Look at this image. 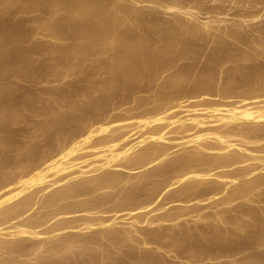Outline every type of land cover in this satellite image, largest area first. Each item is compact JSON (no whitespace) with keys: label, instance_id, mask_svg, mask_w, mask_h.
<instances>
[{"label":"rangeland","instance_id":"1","mask_svg":"<svg viewBox=\"0 0 264 264\" xmlns=\"http://www.w3.org/2000/svg\"><path fill=\"white\" fill-rule=\"evenodd\" d=\"M9 1H11V0H0V9L3 8L0 10V40H2V41H0V45L4 48L3 49L2 47H0V50H1L0 51L1 52V56H0L1 57L0 58V88L2 89V90L0 89V101H1L0 102V118L6 119V120L3 119L4 122L0 124L1 125L0 126L1 127L0 128V164H1V166H6L7 169L21 167V166H19L20 164H24V166H25V164L26 165L31 164L34 160H36L34 158L37 157V154L40 153L42 150L44 151L43 153H45V149L47 150V148H48L47 151H50V153H51V151L55 152L57 150L64 149V148L68 147L67 146L68 143L71 145V142L73 143L74 141L76 142L78 139H81V137H82L81 132L83 133L85 131L87 126H89L88 125L89 123L91 124L94 122L93 119L97 120V121H95V123H93V124H95V127H98L102 124L109 125L110 128H108V131H107L108 134H113L112 132H114L115 134H116V132L120 134L124 131H128L129 129H131V131H132V129L135 128L132 131V132L135 131V133H136L134 136H132V134L130 132V137L132 136L131 138H135L136 135L139 134V130H137V129H140L139 126L137 127L138 121H140V120L142 121L143 117H146V115H149V112L152 113V111H154L153 112L154 114L156 111L155 115L160 114V113H157V110H156L159 108V107L157 108V106L160 104V103L158 104V98H160V97L161 98L164 97L162 100L165 101V103L163 102L164 105L161 104L160 107L162 105H163L162 107H165V105L167 106L164 108L165 110L167 109V111L162 109L161 113L164 111L165 113L167 112L166 114L168 116L170 115L172 117L185 118V117H187V115H189V114L191 115L195 112L196 114L200 115V113H201V114H203V116H207L206 118H208V120L212 121L213 117H210V113H208V112H212L213 106L216 107L215 105H217L219 111L221 110L220 111L221 113L220 112H217V113L222 114V111L224 113L227 109L233 108V106L238 107L239 104L237 103L235 105L234 102H240V101L245 100V98L247 97L246 96L247 92L249 94L248 97H250V98H252L250 96V94L253 97H256L255 95H257L258 92H259V94H260V91L264 92V90L259 91L258 89H257L258 92H256V89L254 91V89L251 88V86L254 87L252 79H251L252 83H250V78L248 76L243 77L242 71L241 72L237 71L234 74L235 76L233 75V77L231 79H227L230 77L227 74H228V69L234 63L232 61L233 59H231V57L228 58V55L226 56L227 58L225 57V55H222L221 57H217L216 59L214 57V55L216 53L214 51L216 50L215 48H217V42H215V41H218V40L221 41L222 40V42H223V40H224L227 45L224 42L223 43L226 46H228V44H229V46L237 44L238 52H241V54H245L248 56L247 60L244 62V65H246L245 67L251 68V66H252V69H257V70L261 67L260 70H264V65H262V64H264V40H261V39H264V34H262V33L260 34L261 31L255 32L256 29L254 28L256 26H260L258 28H260L261 30L264 29V3L258 4L257 7H253L252 10L250 11V9L249 10L244 9V7H243V9H242V7H240V9L237 8L239 5V3L236 2L237 0H216V1L215 0H175V1L174 0H95V1L94 0H92V1H90V0H12L13 2H9ZM11 3H13V4H11ZM81 4H83V5H81ZM85 4H87V5H85ZM172 4L174 6H172ZM2 5H3V7H1ZM6 5L8 8H6ZM84 5L86 6L87 9H85ZM88 5H90V6H88ZM100 5H101V7H100ZM131 6H132V8H131ZM168 6H171L174 8H171ZM88 7H90V8H88ZM82 8H84V9H82ZM105 9H107V10H105ZM137 9H140L141 12H142V10H144L143 15H142V13H143L142 12L141 15L137 16V19H140L139 21H141L142 19L150 20V21H152V20L155 21L156 19L165 20L167 16L169 17V15H173L174 17L176 16V18L180 19L182 24L184 23L183 26L186 28L198 27L200 34H202L201 35L202 38L197 39L196 43H194L195 42L194 41L193 42L194 44L190 45L191 48L188 46H186L187 48L184 46H181L179 48L178 47L172 48L175 51H173L172 53H171V51L169 52V55L171 53V55H170L171 57L168 56V57L162 58L158 53H157L158 56L155 54L154 58L157 57V59H155V63L153 64V66H151V68L149 70L150 73L149 74L144 73V75L141 76V78L138 79L137 82H134L132 85L131 84L129 85L127 83H126V85H123L125 83L124 82L125 80L123 78H121L122 73H117V76H115V78H117V80L114 78L116 80V82L114 81V83L118 84V85H114V88L115 89L117 88L116 89L117 91L115 89H113V91L111 92L112 94L110 93L111 94V97H110L109 93L106 92L104 94V91L103 90H102L103 92L101 91L102 86H103L102 82H104L103 80H104V75H105L104 73H101L105 67L104 66L102 69L101 65L103 66V64L101 61H104V63H105V61H108L106 56L110 55L108 53H110L111 48L109 51L106 52V56L104 54L103 58L101 56L99 57L98 51L96 50L97 46H95L97 44V42L95 43V45L93 47V45H91L89 43V42H92L89 39L91 37L92 39L94 38L99 42H100V39H103L104 40L103 44H106V46L104 45L103 47H105L106 49L107 48L109 49V47H107L108 46L107 42H105V40H107V38H97L98 35L96 34V31L99 32V29L101 30L102 26L105 24V22H107L104 20L108 19L111 12H112L111 14H115V13L118 14L117 17L120 16V17H118L120 24L117 26V28L118 27L119 28L118 29L116 28L118 33L124 32L125 30H128L125 32L129 33V29H130L129 34H131L132 37H141V39H143L142 35L144 37L145 36L147 37V33H148V36H151L149 34L153 33V32H147V30H142L143 29V28H141L142 26H138L140 24H135L134 22H133L134 24L132 25L133 27L131 26V27H129V29L128 28L125 29V27H123L124 23L128 22L130 19L133 18L132 16ZM256 9H257V11H255ZM2 10H4V11H2ZM74 11H76V12H74ZM249 11H250V13H249ZM73 13H74V15H73ZM97 15H98V17H97ZM95 16H96V18H95ZM66 17H68V18L70 17V18L68 19ZM134 17H136V16L134 15ZM145 18H147V19H145ZM243 18H245V19L243 20ZM81 19H82V22H81ZM122 21H123V23H122ZM206 21H209L208 27L202 28V23L206 22ZM75 22L79 25H77ZM85 22L87 25L85 24ZM90 22H92V24H94L95 26L93 25V27H92L91 26L92 24ZM136 23H138V21ZM239 23L241 25L244 23L245 24L242 25L241 27H238L240 25ZM246 23H247V25H246ZM2 24H4V25H2ZM70 24H71V26H70ZM74 24H76V25H74ZM81 24L82 25L84 24L86 26H83V29H82ZM192 24H193V26H192ZM14 26H16V27H14ZM54 26H56V27H54ZM79 26H81V29L83 30L82 32L84 34H83V36H80L77 39L73 35H71L72 34L71 32H73L75 30H79V28H80ZM87 26L89 28H87ZM62 27H63V29H62ZM65 27L66 28L68 27L67 30ZM232 27H233V29H230ZM85 28H86V30L88 29V31H90V33H88V31L86 33ZM200 28H201V30H200ZM230 30H232V31H230ZM23 31H24V34H23ZM62 31H63V33H62ZM66 31H68L69 33ZM119 31H121V32H119ZM253 32L256 34H254ZM262 32H264V30H262ZM2 34H4V35H2ZM17 34H18V37H17ZM204 35H205V37H204ZM154 36L155 35H153V37ZM3 37H4V39H3ZM81 37H82V39H81ZM12 39H14V40H12ZM71 39H72V41H71ZM134 39H138V38H134ZM153 39H151V38L147 39L146 38V41L144 40L146 43L148 42L147 43L148 45L145 47L146 52L149 53L151 50L154 51L153 48H155L156 49L155 51H157V52L160 51L161 53H166L167 52L166 48H164L162 46L157 45L158 46V50H157V46L155 45V43L157 42L156 44H158L160 42V40H158V39H160V38H158V39L155 38L154 40ZM148 40L152 41L153 43L149 42ZM243 40H244V42H245V40L247 42L244 43ZM249 41L250 42L252 41L250 45L248 44V43H250ZM197 42L200 44H198ZM150 43L154 44L156 47ZM80 44L83 47L80 46L81 49H77L79 47H76V46H79ZM83 44L85 45V47ZM159 45H161V44L159 43ZM17 46L19 47V49ZM99 46H100V44H99ZM159 47H161L162 50H161V48L159 49ZM235 47H236V45H235ZM176 49H177V51L180 49L179 51H181L182 54L180 52L178 53L176 51ZM113 51L114 50H111V54L113 53ZM84 53H86V54H84ZM89 53H90V56H89ZM94 55H96V56H94ZM63 56H65V57H63ZM81 57H83V58H81ZM208 58H210V59H208ZM224 58H226V59H224ZM249 58H251V59L249 60ZM215 60H216V62H215ZM226 60H227V62H226ZM208 61H209V63H207ZM220 61L223 64L221 63L220 65H218L220 63ZM229 61H232V62H229ZM100 62H101V64H100ZM212 62H214V64ZM255 62L257 63L258 68H257ZM216 63H218V64H216ZM98 64H100V65H98ZM211 64H212V66H210ZM248 66H250V67H248ZM205 67H206V69H205ZM212 67H214V68H212ZM218 68L220 70L221 69L222 70L220 71ZM92 69L95 72H92L91 71ZM205 70H207V71H205ZM208 71H210V72H208ZM218 73H220V75ZM101 74H103V75H101ZM211 75H212V77L213 76L215 77V80H214V77L213 78L211 77ZM225 75L227 78L225 77ZM118 76H119V78H118ZM201 76H203V77H201ZM145 77H147V78H145ZM208 78L210 79V81ZM211 78H212V80H214L213 82H212ZM225 78L227 80H225ZM240 78H242V79H240ZM121 79H123V82ZM174 80L175 81L178 80V81H180V83L181 82L182 83L181 84L176 83L173 86L174 83L172 84V82H175ZM231 80H232V82H231ZM199 81H200V83H199ZM225 81H227V82H225ZM207 82H209V83H207ZM222 82H223V85H222ZM228 82L231 84H229ZM135 84H137L139 86L137 87V85H135ZM126 86H129V87H126ZM119 87L120 88L122 87L124 92H123L122 88L120 89ZM229 88H230V90H229ZM250 88H251V91H249ZM262 88H264V87H261L260 89H262ZM232 89H233V91H232ZM96 90H98V92ZM176 90H178V91H176ZM227 91L228 92L230 91L231 94L235 91L236 93H238L237 95L239 97L237 95H235L236 94L235 92L232 94V97H229V96H231V94L230 93L228 94ZM252 91H254V92L250 93ZM170 92L171 93H173V92L177 93L178 97L176 96V98H173L172 100H169V102H168V100L166 101L164 99H168V95ZM223 92H224V94H223ZM245 93H246V95H245ZM254 93H256V94H254ZM239 94L241 96L243 94L246 97L242 96L244 98V99H242V97ZM259 94L257 95L258 99L255 98V101H257V102L252 100L253 99L252 98L251 99L252 101L249 100L250 102H248V106L246 105L247 104L246 102L248 100L246 102L243 101L244 103L240 102L239 106L245 105L249 109L250 108L255 109V107H257V106L264 105V102H261V101H264V99H262V98H264V93H261L260 95ZM96 95H98V96H96ZM101 95H104L105 97H103ZM233 95H234V97H233ZM165 96H166V98H165ZM248 97H247V99H249ZM239 98H241L242 100H240ZM174 102H175V104H174ZM259 102H260V104H259ZM53 103H54V105H53ZM170 103H171V105H170ZM229 104H234V105L229 106ZM254 104L257 106H255ZM6 106H7V108H6ZM93 106L95 108H93ZM103 108H104V110H103ZM168 108L170 109V111L168 110ZM224 109H225V111H224ZM207 110H209V111H207ZM145 111H147L148 114H146ZM164 112H163V114H164ZM138 113H140L141 115L138 116L137 115ZM206 113L208 115H206ZM213 113L214 112H212L211 115ZM217 113H214V114H217ZM20 115H21V117H20ZM153 115H151V116H153ZM59 116H60V118H59L60 120L58 119ZM140 116H143V117H142V119L140 118L138 120V118ZM22 118H24V119H22ZM206 118H203V121L204 120L208 121ZM82 121H83V123H82ZM136 121H137V124H136ZM79 122H81V123L79 124ZM78 124L80 125L79 127H83L82 128L83 131L79 130L81 128L78 127ZM84 124H86V125H84ZM120 124L122 126H125V127L127 126L129 129L128 128H127L128 130L126 128L123 129L124 127H122ZM206 124L202 125L203 127L201 126L200 128H204V127L206 128L208 126L215 127V126L220 125L218 123H215V124L213 123V125H212L211 122H208ZM248 124H250V123H248ZM251 124L248 127H250V126L254 127V125H251ZM82 125H84V126H82ZM262 125H264V124H262ZM85 126H86V128H85ZM175 126H177L179 128V125H174L173 128ZM184 126H186V125L184 124ZM184 126L182 128L180 126L179 129H177L176 127L174 129L172 128L174 132H171V134L169 133L170 135L167 134L166 136L167 137L169 136L171 138H174V137L178 138V135H181L183 133L192 134L195 130H197L199 128V127H197V128H194V130H193L191 127L192 125L188 124L186 127H184ZM257 126H260V125H257ZM262 127H264V126H262ZM68 128H69V130H68ZM209 128H211V127H209ZM255 128H256V126H255ZM258 128L260 129L261 127H258ZM181 129H182V131H181ZM6 130H7V132H6ZM57 130H58V132H57ZM59 130H60V132H59ZM136 130H137V132H136ZM175 130H178V131L175 132ZM78 132H80V133H78ZM107 132H106V135H108ZM178 132H179V134H178ZM76 133H78V135ZM67 134H69V135H67ZM223 135H225V134L223 133ZM70 136L72 139L69 138ZM75 136H77V137L79 136L80 138L77 139V137H76V139H77L76 140ZM233 137H234L233 139H232V137L231 138L229 137L230 139H232L231 141H234L236 139L235 141L237 143L240 142V141H238V140H240V137H238V136H233ZM214 138H215V136H210V138H207V140H206V141H208V143L206 141H205V143L206 144H212L211 142H213L214 140L215 141L213 143H215L216 139H214ZM69 139H71V140H69ZM209 139H210V142H209ZM254 140L255 139H247V141H254ZM65 141H67L66 144H65ZM68 141H71V142H68ZM174 141H175V143H174ZM179 141L181 142L180 139H178V141H177V139L173 140V141H171V143H169L167 141H163V143L165 142L167 147H168V153L170 154V156H168L166 159L170 158V159H168L169 162H171L170 161L171 159H172V161H174L175 158L177 160L179 153L181 156V157L180 156L179 157L180 158L183 157L182 154H183L185 148H184V145L179 144ZM243 141L246 142V140H243ZM241 142H242V140H241ZM262 142H264V141H260L259 142L260 144L256 143V146L258 144L257 148L259 147L260 149L261 148L264 149V143H262ZM246 143L242 142L240 144L243 145L242 147H244V145H246L245 147L247 149H245V150L246 151L249 150V152H246L245 150H244L245 152H243V150H241L242 148L240 147L239 149L242 152L239 151L241 153V154H239L237 152L239 150V149H237L238 147H233L234 149H232V152H229V153L231 154V153L237 152L236 154H239L241 156H244V154H245L246 156H244L243 158L245 159V157H248V159L246 158L247 160H249V158H252L254 155H258V157H260V155H261L260 158L264 157V156H262V155H264V153H262L259 149L256 150V148H255L256 146L255 147L253 146L255 144V142H254V144H253V142H249L252 144V148H251V145L249 143H247V144ZM240 144L238 146H241ZM30 145L34 146V148L32 146L30 147ZM57 145H59L60 147H58ZM179 145H181V147ZM249 145H250V147H249ZM186 146L187 145H185V147ZM247 146L249 148H251V151ZM20 147H22V148H20ZM42 147H44V148L42 149ZM253 147H254V149H253ZM190 148L187 147L186 149H189V151L191 150L190 152L192 154H194L195 152L197 153V151L199 153L204 152V151L208 152V150H205V149L203 150V148L201 149V147L200 148H193L192 147L193 149H190ZM170 149H171V151H170ZM198 149H201L202 151H200ZM195 150H197V151H195ZM234 150H236V151H234ZM84 151H86V150H84ZM84 151L80 150L79 151L80 153H78V155L79 154L81 155V153H83ZM255 151L257 153H254ZM190 152H188V150H186L187 154H185L184 157L186 158V156H188V158H189L191 156ZM213 152L214 151H212L210 153H213ZM15 153H17V154H15ZM47 153H49V152H47ZM242 153H244V154H242ZM35 155H36V157H35ZM173 156H174V158H172ZM179 157H178V159H180ZM136 158L139 159L137 156H136ZM136 158H135V160L137 161ZM247 160H245L246 164L244 163V165H243V163H241V165L238 164L236 166V167H247L249 165L251 167V165H252V167H253V164H254V168H256L255 169L256 172H253L252 174L248 175V178H246V180L249 179L251 176L253 177L254 173H255L254 176L256 174L259 175V174L264 173V171H262L264 169L261 168V167H264V162L260 163L259 162L260 160L254 161L251 159H250L251 161L249 160V162H248ZM19 161H20V164L18 163ZM136 161H135V163H136ZM142 162H144V161H142ZM156 162H157V160L156 161L154 160V162L152 161V163H148L147 165H145L143 167H140L141 163L137 164L134 167H138V165H139V168L134 169L133 171L127 170L128 171V173H127L128 177L132 174H136V173L142 174L145 171H148V170L151 171V170H153V169H151L152 167L157 168L158 164ZM166 162H168V161H166ZM251 162L253 164H251ZM261 164H262V166L259 167V165H261ZM162 165H164V164H162ZM159 167H160V164H159ZM3 168H5V167H3ZM260 168H261V170H260ZM120 169H121L120 171H123L122 168H120ZM154 170H156V169H154ZM221 170L223 171L222 173L219 172ZM221 170L218 169L217 171H214L213 173H217L216 177L218 176V174H220L219 177H217V178L218 179L223 178L222 181L224 180L227 182V179H226L227 176L228 175L230 176V174L233 172L232 167H230V169L229 168L227 169L228 171H231V173L228 171H224V169H221ZM11 171H12V169H10L9 172H11ZM15 171H16V169H15ZM127 171L124 169L123 172L125 173ZM158 171H161V167H160V169H158ZM260 171H262V173ZM23 172H24V170H23ZM158 175H159V173H158ZM158 175L156 176L157 177L156 179H157V181L160 180L159 182H161L163 180H164L163 182H165L166 180L168 182L171 181L170 180L171 177L169 179L166 178V180L164 179V176L161 177L162 175H167L163 172L160 173L161 176L160 175L158 176ZM194 175L193 174L189 175L190 176L189 179L190 180L196 179ZM221 175H222V177H221ZM165 177H168V176H165ZM191 177H194V178H191ZM208 177L210 180L208 179ZM216 177H215V175H213L212 177L207 176V177H205V179L202 180V182H203L202 184H208V183L213 184V180L216 181ZM224 177H225V179H224ZM245 177H247V176H245ZM245 177H243V178L241 177V178H239V180L242 179V181H245ZM175 179L177 180L178 177H175ZM218 179H217L216 183L214 182V184H217V185L220 184L219 187L222 185L221 183L225 184L224 182L221 181V179L220 180H218ZM228 179H229V177H228ZM150 180L151 181L148 183L149 185L151 182H153V180H155V177L151 178ZM172 180H174V178H172ZM176 180H175V182H176ZM239 180H237V181H239ZM184 181H186V179L180 181L181 183L174 184L173 186H170V187L167 186L166 192L168 195L166 194V192H164L165 188L163 189V191L161 192V196L167 195V196L163 197V198H165V201L160 202L161 200H163L162 197L160 196L159 201L158 200H157L158 202L156 201L157 204H155V203L151 204L152 206L153 205H155V206L152 207L149 205L148 207H146L147 210L149 209L151 211L152 208H155L159 204L158 207H160V206L161 207L164 206V208L166 207L165 209L162 210V212H161V210H159V208H157L158 210L156 209L157 211L155 210L154 214H153L154 211L151 212L153 215L152 214L149 215V213H150V211H149V212H147L148 215L145 216V214H147V213H144V212H146L145 208L138 211V213L140 211H142L139 213L140 219H142L144 216L146 219L147 218H153V219L155 218L154 223L150 222L151 223L150 224L148 222V224H145L144 219H142L143 221L138 219L136 221V223L134 221L135 225H133L134 223H132V222L134 219L131 220L130 216L127 215V216H129V220H127L128 217L126 215H124L125 213L119 212V215L118 214L117 215L118 216H121V214L124 215L125 216L124 218H126V220L123 217H121L123 220L121 218L119 220V218H118L117 220H119L120 222H117V223H120V224L119 225L117 224V228H115L116 224L111 226V227H114L116 230L119 229V227L123 228L125 230V232L121 228H120V230H118V232L121 231L119 234H122V235H123V233L125 234L126 231L131 230V228H133V226H134L136 231H134L133 230L134 228H133L131 231L130 237L128 239L124 238L121 241L116 242L117 244H115V242H110L106 239H100V238H99L100 242L103 241L102 244L99 242V240L97 242H95V241L93 242V240L91 241V239H87V240L81 239V241L76 240V242H74V241L70 242L68 240V238L71 235H73L74 232H76V235H78V236L81 235L82 237L87 238L86 235L88 236L91 232L90 236H92V233L94 231V232H96V234L93 233V236L95 235L98 237L99 232L97 229L100 230V228H102V227L101 226L99 227L97 225L93 226L92 229H86V231H85V229L79 231L78 228L68 229V231L66 230L64 233H61V234L56 233L57 236H54L55 235L54 232L53 233H43V234L40 233L37 236H32V235H21V236L15 235L14 236V234H6V235L2 236L5 240H7V241H11V240L13 241L14 240L13 242H18L20 244H23V247L21 249L15 248V247L5 248V250L1 249L0 250V253H1L0 256L2 255V257H0V258L4 261H8L11 263L17 262V264L18 263H20V264H25V263L26 264H28V263L29 264H36V263H38L39 264V262L42 261L43 260L42 258H44V257H45L44 260L45 259L46 260L44 262H40V264H45V263L50 264L51 262H52L51 264H56L57 262H58V264H64L65 261H67V264L69 262H71V264L72 263L73 264H77V263L78 264H89V263L90 264H92V263L93 264H99V263L100 264H264V226H261V224L264 223V213H262V212H264V210H262V209H264V202H262V201H264V200H262V197H264V196H262V197L259 196V198L260 197L261 198L258 199V197L256 196L257 194L255 193L256 191H258V192L260 191V195H261V193L264 192V187H262V186H260L261 188L255 187L258 190H252L251 192L249 191L248 192L249 194L252 192L253 193L250 194V196L248 198L247 193L243 195V194L238 193L236 191L239 188V185H240L239 182H234L236 185L230 182L231 185L229 183H227L230 186H228V187L226 186L227 189L229 188L227 191H229L230 194L229 193L228 194H229V196L230 195L234 196L233 194L235 193V196H234L235 200L233 201V199H231L233 201L232 202L230 200L232 202L231 204L230 203H228L229 205L225 204L226 206L224 205V203L222 206H221V204H217V202H219V200H221L222 198L224 199L225 196H227L225 193L226 190H225V185H224V187H220V188H222L221 190H223V189L225 190V191L223 190L224 194L223 193H222V195L220 194L222 196V197H220L221 199L218 198L220 195H217V194L213 195V196H210V195L207 196V197H209V199H206L207 197L205 198V196H204V198L203 197L202 198H194L196 200L192 199V202L190 200V202L192 204L190 202H188V203H190L189 204L190 206L187 203L186 204L187 207L185 206L186 208L184 209L183 205H185V204H183V201H180L182 204V205H180L179 202H173L176 200L173 199V201H172V199H171L172 196L170 197V195H169V194H171L170 191L172 189L174 191H177L178 189H180L181 185L183 184L182 182H184ZM205 181H206V183H205ZM209 181H211V182H209ZM229 181L230 180H228V182ZM242 181L240 180L241 183H242ZM128 182L131 183V179ZM128 182L127 183L124 182L126 187H130V186L134 185V184L131 185L130 183L128 184ZM171 183H173V182H171ZM148 184L146 186H149ZM234 185H235V187H234ZM134 186H136V185H134ZM177 187H178V189H175ZM232 187H233V190H235V192H233V194H232V191H233L232 189L230 192V188H232ZM234 188H236V189H234ZM255 188H253V189H255ZM168 189H170V190H168ZM108 190L113 191L114 189L101 190L100 192H102V191L104 192V193L103 192L101 193L103 196L104 195L111 196V194L115 192V190L113 192L108 191ZM174 191H173V193H174ZM100 192L97 191L94 194H91L92 196L91 195L90 196L85 195V197L82 196L81 198L80 197H78V198L82 200V198L84 197L86 199V198L98 195V193H100ZM164 193H165V195H164ZM239 195H240V197H239ZM245 195H247V196L242 197ZM214 196H216L217 198H215ZM255 197H257V198H255ZM166 198H170L171 202H170V199H166ZM246 198H247V200H246ZM200 199H203L204 202ZM167 200L170 202V204L166 203V202H168ZM212 201H213V203H212ZM163 202L167 206L163 205ZM198 202H199V204H198ZM178 203H179L180 207H179ZM193 203L195 204V207H199V208L203 207L202 208L203 211L201 209L198 210L199 208H195V207H193L194 209L191 208L193 206ZM200 204H202V206H200ZM216 204L219 205V207L217 206V208H212V207L216 206ZM204 205H206V208ZM209 205L211 207H209ZM171 206H172V208H171ZM168 207H170L171 209ZM176 207H179V208H176ZM247 207L248 208L250 207L249 208L250 210H248ZM187 208H189V209H187ZM255 208H257L259 210L261 209L262 212L260 210V212H261L260 213L259 210H256ZM160 209H162V208H160ZM169 209L170 210L173 209L174 213H172V215H170V216L173 219L175 217V216L173 217V215L175 214L176 219L174 218L172 220L171 218H168V219H166V221L162 220L163 222L158 220L162 223L157 222L156 220H157L158 216L159 217H160V215L162 216V213L166 214L167 212L170 211ZM192 209H193V212L191 211ZM196 209H197V211H196ZM221 209H223V211H225L227 213L226 216H229V217H225V215H223V214H225V212L221 213L222 212ZM251 209H253V210L251 211ZM143 210H145V211H143ZM165 210L166 211L169 210V211L166 212ZM177 210H179L178 211L179 213L177 212ZM227 210H229L231 214L228 213L229 211L227 212ZM194 211L197 214L194 213ZM245 211H248V213L247 212L245 213ZM249 211L251 212V214H256V215L253 216L250 214V216H248V214L250 213ZM30 212H32V211H30ZM156 212L159 215H156L157 214ZM164 212H166V213H164ZM198 212H199V214H198ZM202 212H203V216H202ZM216 212L221 213L223 215V217H225V218H223L221 214H218V213L215 214ZM181 213H183V214H181ZM80 214L82 215V213H80ZM180 214L183 215V217L180 218L178 216L179 218L177 219V215H180ZM154 215L156 217H153ZM200 215H201V217H200ZM141 216H143V217H141ZM139 221H140V223H139ZM50 222H52V220ZM97 222L98 221H95V223H97ZM129 222L131 223L130 225H129ZM141 222H144V223H141ZM125 224H127V225H125ZM211 224H212V226H211ZM128 225L131 228H129ZM213 225L215 227H213ZM262 225H264V224H262ZM138 226H139V229H138ZM210 226H211V228L212 227L213 228L218 227L217 228L218 230L221 228L220 230H222V231L219 230L220 232H223L226 230L224 233H227L228 231L229 232L227 234H233L234 233L233 235H236V236H234L236 238H234L233 241L231 240L230 242H227L223 245H216V244L215 245H208V240H209V238L211 239V237H210V234L207 233L205 230H206V228L208 229V227H209L208 230H210L211 229ZM45 227L46 226H44V228ZM260 227L262 228V230L260 229ZM172 228H173V230H172ZM41 229H39V230H41ZM169 230H172L175 233L187 231V234L192 235L191 238L193 240L196 239L201 253L198 254L197 256H193L192 254L189 255L190 252H188L186 249L184 250V247L170 245V243H169L170 242V236H168V234H167L169 232ZM97 232H98V234H97ZM188 232H190V233H188ZM200 232L201 233L203 232V233L201 234ZM70 233H71V235H70ZM83 234H86V235L84 236ZM90 236H88V237H90ZM55 239L56 240L58 239V242H56ZM88 240H89V242H88ZM104 240H106V241H104ZM246 240L250 241V243L246 242ZM78 241L83 242V243H80ZM106 242H110L116 246L118 245V247L115 246L116 248H114L112 244L106 243ZM75 243H77V245L79 244V246L83 245L84 243L85 244L87 243V244L86 245L84 244V246H86V247L81 246L83 248L82 249L81 247L77 246ZM91 243H93V244H91ZM54 244L56 245L57 248L60 246L58 248V250L53 249L55 247ZM109 244L112 246V247L110 246L113 249L112 252H111V250H109V251L107 250V249H109ZM51 245H53L52 248H51ZM87 245H89L91 247H89ZM94 245H95V247H94ZM97 245L100 248H98ZM63 246H66V247L63 248ZM101 246H103V248H101ZM77 247H79V248H77ZM88 247H89V249H87ZM49 250H51V252H53V253H51ZM56 250L59 251L60 253L56 252ZM82 250L83 251L85 250V251L83 252ZM39 252L41 255L39 254ZM109 252H111V254H109ZM45 253H46V256H44ZM55 253L57 256L55 255ZM49 254H51V256ZM52 254H54V255H52ZM96 255L99 258L96 259ZM49 256L53 257V258L51 259V258H49ZM54 256H55L56 260L54 259ZM58 256L60 259L57 258ZM71 256L74 259L71 258ZM48 258H49V260H54V261H51L50 263H48L49 262ZM70 258L73 259L74 262ZM100 258H101V260H100ZM68 259H69V261H68ZM58 260H60V261H58Z\"/></svg>","mask_w":264,"mask_h":264},{"label":"bare ground","instance_id":"2","mask_svg":"<svg viewBox=\"0 0 264 264\" xmlns=\"http://www.w3.org/2000/svg\"><path fill=\"white\" fill-rule=\"evenodd\" d=\"M92 1V0H90ZM95 1V0H94ZM175 1V0H174ZM216 1V0H215ZM8 2V1H7ZM9 2H13L12 0L9 1ZM15 2V1H14ZM31 2V1H30ZM77 2V1H76ZM84 2V1H83ZM82 2V3H83ZM87 2V1H86ZM178 2V1H177ZM236 2L239 3L238 7L240 9V7H244V9H250V11L252 10L253 7H257L258 4L260 3H264V0H237ZM38 3V2H37ZM176 3V2H175ZM237 3V4H238ZM2 4V3H1ZM5 4V3H4ZM13 4V3H11ZM210 4V3H209ZM236 4V3H235ZM83 5V4H81ZM87 5V4H85ZM84 5V6H85ZM96 5V4H95ZM169 5V4H168ZM178 5V4H177ZM12 6V5H11ZM90 6V5H88ZM172 6H174L172 4ZM211 6V5H210ZM214 6V5H213ZM237 6V5H236ZM3 7V5L1 6ZM101 7V5H100ZM99 7V8H100ZM107 7V6H106ZM168 7H171V6H168ZM176 7V6H175ZM219 7V6H218ZM6 8L7 5H6ZM10 8V7H9ZM90 8V7H88ZM128 8V7H127ZM132 8V6H131ZM134 8V7H133ZM171 8H174V7H171ZM215 8V7H214ZM3 9V8H1ZM0 9V10H1ZM78 9V8H77ZM84 9V8H82ZM85 9L86 6H85ZM102 9V8H101ZM141 9V8H140ZM140 9H137L134 14H133V18L130 19L128 22L124 23L122 26L129 29V27H131L134 23L135 24H140L138 26H142L141 28H143L142 30H147V32H153V33H150L149 35L151 36H148V33H147V37L143 36L142 33V38L146 41V38L148 39H155V38H160L158 40H160V44H156L155 45L157 46H162L164 48H166L167 52L166 53H160L155 51L156 49L153 48L154 51H150L149 53L146 52V46L148 45L143 39H141V37H132L130 33V29H129V33L128 32H125V31H128V30H125L124 32H121V33H118V31L116 30L117 26L120 24L119 23V20H118V14H111L109 15L108 19L104 20V21H107L105 22V24L102 26L101 30L99 29V32L96 31V34L98 35L97 38H107V40H105V42H107L109 49L107 50L105 47H103L104 45L106 46V44H103L104 40L103 39H100V42L97 41L96 39H92L90 37V41L92 42H89L91 45H95V43L97 42V44L95 46H97V51H98V54H99V57L101 56L102 58L104 57V54L106 56V52L110 50H114L113 53L111 54V50H110V55L106 56L108 61H101L103 66L101 65L103 71L101 73H104V82L103 83V86H102V89L101 91L103 90L104 91V94L107 92V93H111L113 91L114 88V85H118V84H115L114 81L116 82L117 78H115V76H117V73H122V76L121 78H123L125 81V83L123 85H126L127 84H133L134 82H137L138 79L141 78V76L144 75V73H150L149 70L151 68V66H153V64L155 63V54L157 55V53L163 58L165 57H168L171 55V53L175 50H173L172 48H179L181 46H188L190 47L191 44H194L196 43V40L199 39V38H202V34H200L199 30H198V27L196 28H186L184 27V23L182 24V22L180 21V19L176 18V16L174 17L173 15H169V17L165 20H161V19H156L155 21H150V20H144L142 19L141 21H139L140 19H137V16L138 15H141V13L144 11ZM216 9V8H215ZM107 10V9H105ZM210 10V9H209ZM214 10V9H213ZM247 10V11H248ZM4 11V10H2ZM8 11V10H7ZM216 11V10H215ZM240 11V10H239ZM249 11V13H250ZM257 11V9L255 10ZM76 12V11H74ZM83 12V11H82ZM103 12V11H102ZM117 12V11H116ZM6 13V12H5ZM4 13V14H5ZM84 13V12H83ZM87 13V12H86ZM133 13V12H132ZM248 13V14H249ZM2 14V13H1ZM144 14V12L142 13V15ZM192 14V13H191ZM253 14V13H252ZM74 15V13H73ZM83 15V14H82ZM134 15L136 17H134ZM72 16V15H71ZM89 16V15H88ZM102 16V15H101ZM104 16V15H103ZM87 17V16H86ZM98 17V15H97ZM143 17V16H142ZM3 18V17H2ZM8 18V17H7ZM68 18V17H66ZM70 18V17H69ZM68 18V19H69ZM96 18V16H95ZM104 18V17H103ZM67 19V20H68ZM90 19V18H89ZM101 19V18H100ZM147 19V18H145ZM163 19V18H162ZM184 19V18H183ZM245 18H243L244 20ZM248 19V18H247ZM251 19V18H250ZM72 20V19H71ZM85 20V19H84ZM102 20V19H101ZM66 21V20H65ZM138 21V23H136ZM183 21V20H182ZM3 22V21H2ZM81 22H82V19H81ZM97 22V21H96ZM95 22V23H96ZM125 22V21H124ZM134 22V23H133ZM208 22L209 21H206V22H203L202 23V28H207L208 27ZM250 22V21H249ZM74 23V22H73ZM76 23V22H75ZM88 23V22H87ZM92 24V22H90ZM89 23V24H90ZM98 23V22H97ZM102 23V22H101ZM104 23V22H103ZM123 23V21H122ZM253 23V22H252ZM21 24V23H20ZM42 24V23H41ZM77 24V23H76ZM74 24V25H76ZM86 24V22H85ZM88 24V25H89ZM240 24V23H239ZM245 24V23H244ZM242 24V25H244ZM250 24V23H249ZM262 24V23H261ZM4 25V24H2ZM1 25V26H2ZM35 25V24H34ZM60 25V24H59ZM67 25V24H66ZM79 25V24H77ZM82 25V24H81ZM87 25V24H86ZM86 25H82V29H83V26H86ZM94 24H92L91 26L93 27ZM241 24L238 26V27H241L242 26ZM247 25V23H246ZM27 26V25H26ZM38 26V25H37ZM69 26V25H68ZM71 26V24H70ZM95 26V25H94ZM101 26V25H100ZM136 26V25H135ZM193 26V24H192ZM200 26V25H199ZM237 26V25H236ZM12 27V26H11ZM16 27V26H14ZM43 27V26H42ZM56 27V26H54ZM77 27V26H76ZM79 30H75L73 32H71L75 38L78 39V37L80 36H83V30L81 29V26H79ZM133 27V26H132ZM254 27V26H253ZM260 26H256L254 27L256 29L255 32H260V34H264V32H262V30L264 29H260L258 28ZM61 28V27H60ZM66 28V27H65ZM68 28V27H67ZM66 28V30H67ZM71 28V27H70ZM87 28H89L87 26ZM119 28V27H118ZM117 28V29H118ZM63 29V27H62ZM78 29V28H77ZM93 29V28H92ZM122 29V28H121ZM230 29H233L230 28ZM243 29V28H242ZM254 29V30H255ZM24 30V29H23ZM86 30V28H85ZM91 30V29H90ZM124 30V29H123ZM149 30V31H148ZM201 30V28H200ZM237 30V29H236ZM65 31V30H64ZM88 29L86 30V33H87ZM232 31V30H230ZM68 32V31H66ZM203 32V31H202ZM206 32V31H205ZM204 32V33H205ZM3 33V32H2ZM63 33V31H62ZM69 33V32H68ZM88 33H90V31H88ZM203 33V34H204ZM254 33V32H253ZM20 34V33H19ZM23 34H24V31H23ZM256 34V33H254ZM4 35V34H2ZM22 35V34H21ZM20 35V36H21ZM55 35V34H54ZM146 35V34H145ZM153 35H155L153 37ZM7 36V35H6ZM19 36V37H20ZM24 36V35H23ZM62 36V35H61ZM139 36V35H138ZM254 36V35H253ZM2 37V36H1ZM17 37H18V34H17ZM54 37V36H53ZM89 37V36H88ZM94 37V36H93ZM205 37V35H204ZM86 38V37H85ZM134 38H138V39H134ZM140 38V39H139ZM220 38V37H219ZM4 39V37H3ZM24 39V38H23ZM82 39V37H81ZM92 39V40H91ZM153 39V40H154ZM206 39V38H205ZM242 39V38H241ZM14 40V39H12ZM99 40V39H98ZM216 40V39H215ZM261 40H264V39H261ZM2 41V40H0ZM19 41V40H18ZM72 41V39H71ZM77 41V40H76ZM75 41V42H76ZM149 42H152L150 40H148ZM195 41V42H194ZM235 41V40H234ZM242 41V40H241ZM11 42V41H10ZM22 42V41H21ZM85 42V41H84ZM87 42V41H86ZM194 42V43H193ZM214 42V41H213ZM217 42V48H215L214 52L215 55V59L217 57H221L222 55H225V57L228 55V58L231 57V59H233L232 61L234 62L233 65L228 69V76H230L229 78L227 79H231L233 77V75L237 72V71H242L243 73V77H249L250 78V83L253 82L254 84V87L251 86V88L256 89V92L257 89L260 91V90H264V88L260 89L261 87H264V70H260L261 67L257 70V69H252V66L251 68H247L245 67L246 65H244V62L247 60L248 56L245 55V54H241V52H238V47H237V44L236 47L235 45H230L228 44V46H226V42L223 40V42L226 44H224L221 41H215ZM244 42V40H243ZM242 42V43H243ZM245 42H247L245 40ZM244 42V43H245ZM250 42V41H249ZM252 42V41H251ZM248 43L249 45L251 44ZM20 43V42H19ZM146 43V44H145ZM153 43V42H152ZM150 43V44H152ZM198 43V42H197ZM202 43V42H201ZM204 43V42H203ZM233 43V42H232ZM237 43V42H236ZM100 44V46H99ZM103 44V45H102ZM200 44V43H198ZM215 44V43H214ZM253 44V43H252ZM4 45V44H3ZM84 45V44H83ZM154 45V44H152ZM151 45V46H152ZM154 45V46H155ZM72 46V45H71ZM81 44L79 46H76V47H79L77 49H81ZM87 46V45H86ZM153 46V47H154ZM155 46V47H156ZM158 46H157V50H158ZM216 46V45H215ZM214 46V47H215ZM0 47H2L0 45ZM18 47V46H17ZM51 47V46H50ZM73 47V46H72ZM75 47V48H76ZM85 47V45H84ZM183 47V48H184ZM3 48V47H2ZM12 48V47H11ZM96 48V47H95ZM161 47H159L160 49ZM163 48V49H164ZM187 48V47H186ZM185 48V49H186ZM191 48V47H190ZM4 49V48H3ZM2 49V50H3ZM19 49V47H18ZM86 49V48H85ZM116 49V50H115ZM171 49V50H170ZM193 49V48H192ZM162 50V48H161ZM165 50V49H164ZM165 50V51H166ZM180 50V49H179ZM176 51L179 53H181V51ZM182 50V49H181ZM1 51V50H0ZM52 51V50H51ZM65 51V50H64ZM93 51V50H92ZM171 51L170 55H169V52ZM185 51V50H184ZM6 52V51H5ZM82 52V51H81ZM80 52V53H81ZM94 52V51H93ZM96 52V51H95ZM189 52V51H188ZM247 52V51H246ZM4 53V52H3ZM60 53V52H59ZM79 53V52H78ZM175 53V52H174ZM69 54V53H68ZM86 54V53H84ZM83 54V55H84ZM97 54V55H98ZM177 54V53H176ZM182 54V53H181ZM93 55V54H92ZM0 56H1V52H0ZM89 56H90V53H89ZM96 56V55H94ZM158 56V55H157ZM181 56V55H180ZM210 56V55H209ZM6 57V56H5ZM23 57V56H22ZM65 57V56H63ZM105 57V58H106ZM171 57V56H170ZM173 57V56H172ZM175 57V56H174ZM183 57V56H182ZM1 58V57H0ZM83 58V57H81ZM160 58V57H159ZM212 58V57H211ZM227 58V57H226ZM224 58V59H226ZM254 58V57H253ZM29 59V58H28ZM56 59V58H55ZM101 59V58H100ZM210 59V58H208ZM230 59V60H231ZM251 58H249L250 60ZM255 59V58H254ZM72 60V59H71ZM104 60V59H103ZM106 60V59H105ZM161 60V59H160ZM12 61V60H11ZM16 61V60H15ZM54 61V60H53ZM159 61V60H158ZM211 61V60H210ZM232 61H229V62H232ZM98 62V61H97ZM100 62V64H101ZM216 62V60H215ZM225 62V61H224ZM227 62V60H226ZM252 62V61H251ZM26 63V62H25ZM95 63V62H94ZM209 63V61L207 62ZM214 64V62H212ZM219 63V62H218ZM216 63V64H218ZM222 62L220 61V63L218 65H220ZM256 63V62H255ZM260 63V62H259ZM17 64V63H16ZM98 64V65H100ZM223 64V63H222ZM231 64V63H230ZM248 64V63H247ZM97 65V66H98ZM228 65V64H227ZM254 65V64H253ZM264 65V64H262ZM27 66V65H26ZM212 66V64L210 65ZM222 66V65H221ZM256 66L258 68V65L256 63ZM228 67V66H227ZM250 67V66H248ZM13 68V67H12ZM94 68V67H93ZM96 68V67H95ZM99 68V67H98ZM97 68V69H98ZM214 68V67H212ZM226 68V67H225ZM7 69V68H6ZM20 69V68H19ZM206 69V67H205ZM219 69V68H218ZM24 70V69H23ZM217 70V69H216ZM220 70V69H219ZM222 70V69H221ZM220 70V71H221ZM92 72H95L93 71V69L91 70ZM207 71V70H205ZM213 71V70H212ZM210 72V71H208ZM207 72V73H208ZM223 72V71H222ZM226 72V71H225ZM4 73V72H3ZM91 73V72H90ZM89 73V74H90ZM92 74V73H91ZM98 74V73H97ZM200 74V73H199ZM210 74V73H209ZM214 74V73H213ZM220 75V73H218ZM238 74V73H237ZM103 75V74H101ZM100 75V76H101ZM121 75V74H120ZM201 75V74H200ZM240 75V74H239ZM238 75V76H239ZM95 76V75H94ZM98 76V75H97ZM99 76V77H100ZM199 76V75H198ZM235 76V75H234ZM179 77V76H178ZM200 77V76H199ZM203 77V76H201ZM212 77V75H211ZM214 77V76H213ZM212 77V78H213ZM224 77V76H223ZM241 77V76H240ZM116 80H115V79ZM119 78V76H118ZM147 78V77H145ZM177 78V77H176ZM211 78V80H212ZM225 78V80H227ZM235 78V77H234ZM102 79V78H101ZM123 79L122 82H123ZM207 79V78H206ZM209 79V78H208ZM237 79V78H236ZM242 79V78H240ZM251 79H252V82H251ZM144 80V79H143ZM180 80V79H179ZM214 80H215V77H214ZM212 80V82L214 81ZM249 80V79H248ZM175 81V80H174ZM182 81V80H181ZM210 81V79H209ZM223 81V80H222ZM246 81V80H245ZM203 82V81H202ZM227 82V81H225ZM232 82V80H231ZM236 82V81H235ZM241 82V81H240ZM120 83V82H119ZM171 83V82H170ZM169 83V84H170ZM174 83V84H173ZM176 83H180V81H175V82H172L173 86L176 84ZM200 83V81H199ZM209 83V82H207ZM216 83V82H215ZM229 83V82H228ZM139 84V83H138ZM198 84V83H197ZM231 84V83H229ZM235 84V83H234ZM80 85V84H79ZM137 85V84H135ZM178 85V84H177ZM206 85V84H205ZM222 85H223V82H222ZM221 85V86H222ZM246 85V84H245ZM252 85V84H251ZM134 86V85H133ZM139 85H137L138 87ZM207 86V85H206ZM219 86V85H218ZM226 86V85H225ZM126 87H129V86H126ZM208 87V86H207ZM237 87V86H236ZM235 87V88H236ZM244 87V86H243ZM94 88V87H93ZM120 88V87H119ZM122 88V87H121ZM120 88V89H121ZM133 88V87H132ZM169 88V87H168ZM171 88V87H170ZM227 88V87H226ZM234 88V89H235ZM251 88L249 89V91H251ZM1 89V88H0ZM5 89V88H4ZM117 89V88H116ZM115 89V90H116ZM209 89V88H208ZM2 90V89H1ZM94 90V89H93ZM123 90V88H122ZM179 90V89H178ZM176 90V91H178ZM214 90V89H213ZM230 90V88H229ZM98 92V90H96ZM102 91V92H103ZM117 91V90H116ZM217 91V90H216ZM215 91V92H216ZM221 91V90H220ZM233 91V89H232ZM254 91L250 92V93H253ZM124 92V90H123ZM214 92V91H213ZM235 92V91H234ZM233 92V93H234ZM94 93V92H93ZM100 93V92H99ZM98 93V94H99ZM132 93V92H131ZM181 93V92H180ZM179 93V94H180ZM227 93L231 94V92L227 91ZM226 93V94H227ZM232 93V94H233ZM236 93V92H235ZM261 93H264V92H261L260 91V94ZM112 94V93H111ZM111 94H110V97H111ZM117 94V93H116ZM176 94V95H175ZM224 94V92H223ZM225 94V95H226ZM232 94L231 96L229 97H232ZM238 93H236L235 95H237ZM256 94V93H254ZM259 94V92H258ZM257 94V95H258ZM259 94V95H260ZM3 95V94H2ZM6 95V94H5ZM240 95V94H239ZM246 95V93H245ZM248 92H247V97H248ZM255 95L256 97H253L251 94L250 96L253 98H250L248 97L249 99H247L246 96H244L242 94V96L246 97L245 100L243 101H247L245 104L248 106V102H250L249 100H254L255 101V98L258 99V96ZM98 96V95H96ZM103 97H105L104 95H101ZM159 96V95H158ZM177 96V93H169L168 95V99H164V100H172L173 98H176ZM227 96V95H226ZM238 96V95H237ZM241 96V95H240ZM241 96V97H242ZM262 96V95H261ZM5 97V96H4ZM160 97V96H159ZM163 97V96H162ZM178 97V96H177ZM234 97V95H233ZM239 97V96H238ZM95 98V97H94ZM164 98V97H163ZM163 98H158V106L156 109L157 110V113H160L159 115H155L156 114V111H155V114L153 113L154 111H152V114L151 112H149V115H146V117H143V116H140L138 118V120L142 117V121H138V125L137 127L139 126L140 129H137L139 130V134L136 135L135 138H131L132 136H134L136 133L135 131L132 132L134 129H129L127 126H121L124 127L123 129H127L128 131H124L122 133H117L116 134L114 132H112L113 134H108V128L109 125H100L98 127H95V121H97L96 119L94 120L93 119V123H89L86 128L85 126V131L82 133L81 132V139H78L80 138L79 136H75V139L77 137V141L75 142H71V141H68V142H71V145L68 143V147L64 148V149H60V150H57L55 152L51 151H47L45 149V153H43L44 151L42 150L40 153L37 154V157L35 155L36 160H34L31 164H28L24 166V164H20V161L18 162L21 166V167H16V168H10L12 169L11 172L10 169H7L6 166H1L0 164V250L1 249H4L5 248H12V247H15V248H19L21 249L23 247V244H20L18 242H13L12 240L11 241H7L5 240L2 236L6 235V234H14V236H21V235H32V236H37L39 235L40 233L43 234V233H53L54 232V236H57V234H61V233H64L66 230L68 231V229H74V228H78L79 231L81 230H84L86 231V229H92L93 226H101L102 228L97 229L98 232V237L97 236H93V233L96 234V232L93 231L92 233V236H90V234L88 237L86 234H83L84 236L86 235L87 238L85 237H82L81 235H76V232H74L73 235H71L70 233V237L68 238V240L71 242H76V240H80L81 239H84V240H87V239H91V241L93 240V242H97L100 239H106L110 242H115V244H117L116 242H119L121 241L122 239L126 238L128 239L130 237V234H131V231L132 229L134 228H131L129 225L131 224L129 222V228H131V230L129 231H126V233L123 235L122 234H119L120 232H118V230H120L121 227H119V229H115L117 228V224L119 225L120 223H117V222H120V218L121 217H125L124 215H129L130 216V219L133 220L132 223H136V221L139 219L141 221H143L142 219H144L145 221V224H148V222H152L154 223L155 221V218H145V216L148 215L147 212H149L150 210L146 207H148L149 205L152 206L151 204L152 203H156V201L158 200L159 201V198L161 196V192L163 191V189L165 188V191L166 192L167 190V186L170 187V186H173L174 184L176 183H181L180 181L186 179V181L182 182L183 184L181 185L180 189L175 188V189H178L177 191H173L171 190L170 193L172 194H169L172 201L173 199L176 200V201H173V202H179L180 205L181 202L180 201H183V205L184 206V209L187 207L186 204L188 202H192V199L194 198H205L207 196H213V195H222V193L224 194V191L228 190L227 187L230 186V182L235 184L234 182H239L240 185H239V188L238 190H236L238 193H241V194H246L248 195V198L250 196V194L252 193H248L249 191L251 192L252 190H258L257 188L255 187H264V173H262V171H260L262 174H256L254 176L253 174V177L251 176L249 179L246 180V178H248V175L252 174L253 172H256L254 168V164L251 162V164H253V167L251 165V167L247 166V167H236L238 164L241 165V163H245V160L248 159V157H245V159L243 158L244 156H246L244 153V156H241L239 154H241L239 151L243 150V152H245L247 149L244 145V147H242L243 145H241L240 143H249V142H255V144L253 145L254 147L256 146V143H259L260 141H264V105H260V106H257L255 107V109H249L247 108L245 105H242V106H239L240 105V102L242 103L243 101H240L242 99H244L242 97L239 98L240 102H234L235 105L238 103V107H234L233 105L234 104H229L233 106V108H229L225 111L224 109V113L222 111V114H218L217 112H220L217 105H215L216 107L213 106V109H212V112L214 113H217V114H212V112H208L210 113V117H213V120L210 121L208 120V118H206L207 116H203V114L200 113L199 114H196L195 112L193 114H189L187 115V117L185 118H182V117H172V116H168L164 111V114L163 112L161 113V110L164 109L165 107H167L165 105V107H162L165 103V101H163L162 99ZM166 98V96H165ZM260 98V97H259ZM112 99V98H111ZM264 99V98H262ZM261 99V100H262ZM4 100V99H3ZM10 100V99H9ZM13 100V99H12ZM251 100V101H252ZM7 101V100H6ZM11 101V100H10ZM176 101V100H175ZM253 101V102H254ZM259 101V100H258ZM1 102V101H0ZM164 102V103H163ZM167 102V103H168ZM257 102V101H255ZM261 102H264V101H261ZM14 103V102H13ZM51 103V102H50ZM98 103V102H97ZM233 103V102H232ZM244 103V102H243ZM252 103V102H251ZM250 103V104H251ZM4 104V103H3ZM46 104V103H45ZM157 104V103H156ZM163 104L161 107L160 105ZM175 104V102H174ZM260 104V102H259ZM13 105V104H12ZM54 105V103H53ZM59 105V104H58ZM90 105V104H89ZM171 105V103H170ZM252 105V104H251ZM10 106V105H9ZM40 106V105H39ZM42 106V105H41ZM175 106V105H174ZM219 106V105H218ZM253 106V105H252ZM2 107V106H1ZM5 107V106H4ZM17 107V106H16ZM56 107V106H55ZM70 107V106H69ZM97 107V106H96ZM7 108V106H6ZM41 108V107H40ZM43 108V107H42ZM59 108V107H58ZM93 108H95L93 106ZM102 108V107H101ZM171 108V107H170ZM174 108V107H173ZM212 108V107H211ZM210 108V109H211ZM4 109V108H3ZM49 109V108H48ZM56 109V108H55ZM73 109V108H72ZM152 109V108H151ZM209 109V110H210ZM14 110V109H13ZM61 110V109H60ZM104 110V108H103ZM146 110V109H145ZM165 110V109H164ZM168 110L170 111V109L168 108ZM203 110V109H202ZM205 110V109H204ZM207 110V111H209ZM57 111V110H56ZM63 111V110H62ZM159 111V112H158ZM167 111V109L165 110ZM211 111V110H210ZM92 112V111H91ZM143 112V111H142ZM146 114L147 111H145ZM60 113V112H59ZM80 113V112H79ZM172 113V112H171ZM221 113V112H220ZM3 114V113H2ZM51 114V113H50ZM61 114V113H60ZM64 114V113H63ZM100 114V113H99ZM153 116H151V115ZM162 114V115H161ZM176 114V113H175ZM174 114V115H175ZM17 115V114H16ZM71 115V114H70ZM94 115V114H93ZM98 115V114H97ZM138 116L141 115L140 113L137 114ZM172 115V114H171ZM177 115V114H176ZM175 115V116H176ZM202 115V116H201ZM206 115H208L206 113ZM12 116V115H11ZM61 116V115H60ZM60 116L58 117V119L60 118ZM95 116V115H94ZM21 117V115H20ZM55 117V116H54ZM62 117V116H61ZM76 117V116H75ZM82 118V117H81ZM97 118V117H96ZM203 118H206L208 121L204 120L203 121ZM5 119V118H3ZM0 118V124L4 122V120ZM24 119V118H22ZM65 119V118H64ZM68 119V118H67ZM72 119V118H71ZM83 119V118H82ZM210 119V118H209ZM6 120V119H5ZM50 120V119H49ZM60 120V119H59ZM78 120V119H77ZM91 120V119H90ZM84 121V120H83ZM82 121V123H83ZM137 121H136V124H137ZM69 122V121H68ZM85 122V121H84ZM89 122V121H88ZM87 122V123H88ZM208 122H211L212 125L213 123H218L220 125L218 126H208V127H204V128H200L202 125H205L206 123ZM8 123V122H7ZM63 123V122H62ZM70 123V122H69ZM81 122H79L80 124ZM86 123V122H85ZM97 123V122H96ZM99 123V122H98ZM248 123H252L251 125H254V127L250 126L248 127L250 124ZM261 123V124H260ZM5 124V123H4ZM78 124V127L80 126ZM124 124V123H123ZM184 124L187 126L188 124L189 125H192V129L194 130V128H197L199 127L197 130H195L192 134H181V135H178L179 132H178V138H171V137H167L166 135L167 134H171V132H174L173 129L176 127L177 129L181 128L184 126ZM248 124V125H247ZM49 125V124H48ZM52 125V124H51ZM56 125V124H55ZM86 125V124H84ZM82 125V126H84ZM127 125V124H126ZM174 125H179V128L177 126H175L173 128ZM183 125V126H182ZM207 125V124H206ZM257 125H260V126H257ZM262 125V126H261ZM1 126V125H0ZM72 126V125H71ZM94 126V127H93ZM172 126V127H171ZM184 126V127H186ZM256 126V128H255ZM52 127V126H51ZM73 127V126H72ZM119 127V126H118ZM121 127V128H122ZM130 127V126H129ZM136 127V126H135ZM136 127V128H137ZM203 127V126H202ZM211 127V128H209ZM258 127H261L260 129ZM1 128V127H0ZM81 128V129H79ZM78 129L83 131L82 128L83 127H79ZM117 128V127H116ZM120 128V129H121ZM173 128V129H172ZM208 128V129H207ZM32 129V128H31ZM43 129V128H42ZM64 129V128H63ZM71 129V128H70ZM69 130V128H68ZM136 130V132H137ZM26 131V130H25ZM74 131V130H73ZM119 131V130H118ZM178 131V130H175V132ZM182 131V129H181ZM186 131V130H185ZM192 131V130H191ZM7 132V130H6ZM20 132V131H19ZM56 132V131H55ZM58 132V130H57ZM60 132V130H59ZM106 132L108 135H106ZM110 132V131H109ZM121 132V131H120ZM130 132L132 134V136L130 137ZM70 133V132H69ZM80 133V132H78ZM78 133H76L78 135ZM111 133V132H110ZM222 133V134H221ZM223 133L225 135H223ZM19 134V133H18ZM46 134V133H45ZM44 134V135H45ZM55 134V133H54ZM104 134V135H103ZM169 134V135H170ZM13 135V134H12ZM57 135V134H56ZM69 135V134H67ZM75 135V134H74ZM4 136V135H3ZM9 136V135H8ZM14 136V135H13ZM72 136V135H71ZM71 136L69 138H71ZM172 136V135H171ZM191 136V137H190ZM210 136H215L214 139H216V142L213 143L211 142L212 144H206L205 141L207 140V138H210ZM233 136H238L240 137V142H238L241 146H238L239 144L235 141H231L234 137ZM15 137V136H14ZM59 137V136H58ZM66 137V136H65ZM68 137V136H67ZM131 139H130V138ZM232 137V139L230 138ZM57 138V137H56ZM237 138V137H236ZM242 138V139H241ZM72 139V138H71ZM69 139V140H71ZM178 141V139L181 140V142L179 141V144H182L184 145V148L186 149L187 147L190 148V149H193V148H200L201 149L203 148V150H208V152L206 153L205 151L204 152H201L199 153L197 150V153L195 152L194 154H192L189 149H186L188 150V152L191 153V156L188 158V156H186V158L184 157L186 153V150L184 149V152L182 154V156L185 158H180V153H179V158L177 157V160L176 158L174 159V161H172V159L170 160L171 162H169L168 159H166L168 156H170V154L168 153V147L166 145V143L163 141H167L169 143H171V141L173 140H176ZM184 139V140H183ZM230 139V140H229ZM239 139V138H238ZM247 139H255L254 141H247ZM7 140V139H6ZM49 140V139H48ZM62 140V139H61ZM74 140V139H73ZM72 140V141H73ZM242 140V142H241ZM243 140H246V142H244ZM9 141V140H8ZM44 141V140H43ZM42 141V142H43ZM212 141V140H211ZM259 141V142H258ZM67 141H65V144H66ZM208 143V141H206ZM209 142H210V139H209ZM45 143V142H44ZM62 143V142H61ZM60 143V144H61ZM175 143V141H174ZM246 143V144H247ZM264 143V142H262ZM7 144V143H6ZM59 144V145H60ZM64 144V143H63ZM62 144V145H63ZM173 144V143H172ZM177 144V143H176ZM251 145V148H252V144L249 143ZM260 144V143H259ZM16 145V144H15ZM36 145V144H35ZM59 145H57L58 147H60ZM61 145V146H62ZM70 145V146H69ZM185 145H187L185 147ZM190 145V146H189ZM249 145V147H250ZM19 146V145H18ZM27 146V145H26ZM32 145H30L31 147ZM177 146V145H176ZM181 147V145H179ZM258 146V144H257ZM257 146L255 147L256 150L259 149L262 153H264V149H260L259 147L257 148ZM260 146V145H259ZM13 147V146H12ZM29 147V148H30ZM34 148V146H32ZM63 147V146H62ZM172 147V146H171ZM170 147V148H171ZM179 147V148H180ZM193 147V148H192ZM233 147H238L237 149H239L240 147L242 148L241 150L239 149L237 152L239 154H236L237 152H234V153H229V152H232V149H234ZM248 147V146H247ZM248 147V148H249ZM253 147V149H254ZM22 148V147H20ZM44 147H42L43 149ZM251 148L250 151H251ZM17 149V148H16ZM32 149V148H31ZM37 149V148H36ZM51 149V148H50ZM59 149V148H58ZM201 149H198L200 151H202ZM28 150V149H27ZM80 150H86L84 151L83 153H81V155L78 153H80L79 151ZM211 150V151H210ZM245 150V151H244ZM258 150V151H259ZM11 151V150H10ZM29 151V150H28ZM171 151V149H170ZM214 151L213 153H210ZM236 151V150H234ZM13 152V151H12ZM21 152V151H20ZM49 152V153H47ZM181 152V151H180ZM242 152V151H241ZM246 152H249L246 151ZM26 153V152H25ZM254 153H257L256 151ZM260 153V152H259ZM17 154V153H15ZM19 154V153H18ZM21 154V153H20ZM33 154V153H32ZM25 155V154H24ZM23 155V156H24ZM29 156V155H28ZM136 156L139 158L137 159ZM249 156V155H248ZM252 156V155H251ZM264 156V155H262ZM18 157V156H17ZM25 157V156H24ZM23 157V158H24ZM32 157V156H31ZM261 157V155H260ZM258 157V155H254L252 158H249V160H260L259 162H264V157L260 158ZM16 158V157H15ZM14 158V159H15ZM33 158V157H32ZM135 158L137 159V161L135 160ZM174 158V156L172 157ZM247 158V159H246ZM5 159V158H4ZM17 159V158H16ZM30 159V158H29ZM33 160V159H32ZM146 160V161H145ZM154 160L156 161L157 160V164H158V167L157 168H151L153 170L149 171H145L143 172L142 174H139V173H136V174H132L128 177V171H133L134 169H137L139 168V165L138 167H134L136 166L137 164L141 163L140 167H143L145 165H147L148 163H152V161L154 162ZM249 160H247L249 162ZM250 160V161H251ZM12 161V160H11ZM18 161V160H17ZM136 161V163H135ZM144 161V162H142ZM168 161V162H166ZM256 161V162H257ZM25 162V161H24ZM4 163V162H3ZM17 163V162H16ZM159 164H160V167H161V171H158V169H160L159 167ZM164 164V165H162ZM246 164V163H245ZM16 165V164H15ZM163 167H162V166ZM156 166V165H155ZM246 166V165H245ZM262 166L259 165V167ZM5 167V168H3ZM230 167H232V170L233 172L231 173V171H228L227 169ZM235 169H234V168ZM122 168V170L124 171V169L127 171V172H123V171H120ZM262 169H264V167H261ZM260 168V170H261ZM16 169V171H15ZM156 169V170H154ZM218 169H224V171H228L230 172V176L228 175L227 176V182L226 181H222L223 178H220L222 182H224L225 184L221 183L222 185L220 187H224L225 185V190H221L222 188L219 187L220 184H214V182L216 183L217 181V177H219L220 174H218V176L216 177L217 173H213L214 171H217ZM259 169V168H258ZM7 172H5V171ZM9 170V171H8ZM24 170V172H23ZM165 173L167 175H160V173ZM219 172H223L222 170L219 171ZM163 177L164 176V179L166 180V178H170L171 177V181H157V175ZM227 173V172H226ZM225 173V174H226ZM194 175L196 179H193V180H190L189 179V175ZM158 175V176H159ZM213 175H215L216 177V181L213 180V184L211 183H208V184H202V180L205 179V177L207 176H210L212 177ZM165 176H168V177H165ZM224 176V175H223ZM226 176V175H225ZM247 176V177H245ZM155 177V180H153V182L150 183V185L148 184L151 180V178H154ZM175 177H178V179L176 180ZM222 177V175H221ZM229 177V179H228ZM243 178L245 177V181H242V179H240L242 181V183L240 182L239 178ZM172 178H174V180H172ZM191 178H194V177H191ZM231 178V179H230ZM131 179V183L128 182L130 181ZM161 179V178H160ZM209 179V177H208ZM215 179V178H214ZM218 179V180H220ZM225 179V177H224ZM176 180V182H175ZM210 180V179H209ZM228 180H230L228 182ZM239 180V181H237ZM244 180V179H243ZM179 181V182H178ZM220 181V182H221ZM128 182V184L130 183L132 186L130 187H126L125 183ZM167 182V183H166ZM173 182V183H171ZM175 182V183H174ZM211 182V181H209ZM206 183V181H205ZM227 183H229L230 185H228ZM238 183V184H239ZM149 185V186H146V185ZM179 185V184H178ZM236 185V184H235ZM234 185V187H235ZM227 186V187H226ZM255 188V189H253ZM261 188V187H260ZM106 189H114L115 192L111 194V196H107V195H102L101 193L103 192H100L101 190H106ZM231 189L233 190V187L230 188V192H231ZM236 189V188H234ZM113 190V191H114ZM170 190V189H168ZM100 192L98 193V195H95L93 197H89V198H84L85 195L87 196H90L91 194H94L95 192ZM108 191H111V190H108ZM111 191V192H113ZM226 195L228 196H225V198L222 200L220 197H222L221 195L218 197L220 198L221 200H219V202H217V204H221V206L225 204H228V203H232L234 200H235V193L233 194V192H235V190L232 191V195L229 196V191H227ZM262 191V190H261ZM258 191H256L255 194L258 199H260L262 196H264V192L261 193L260 195V191L257 193ZM104 193V192H103ZM229 193V194H228ZM97 194V193H96ZM107 194V193H106ZM110 194V193H109ZM167 194V192H166ZM237 194V193H236ZM163 195V194H162ZM165 195V193H164ZM168 195V194H167ZM165 195V196H167ZM247 195L245 196H242V197H246ZM254 195V196H255ZM82 200L79 199L78 197H82ZM86 196V197H87ZM92 196V195H91ZM107 196V197H106ZM165 196H161L163 200H161L160 202L162 201H165ZM237 196V195H236ZM252 196V195H251ZM253 196V197H254ZM259 196H261L259 198ZM215 198H217L216 196H214ZM213 197V198H214ZM240 197V195H239ZM241 197V198H242ZM255 197V198H257ZM78 198V199H77ZM252 198V197H251ZM166 199H170V198H166ZM171 199H170V202H171ZM206 199H209V197H207ZM205 199V200H206ZM233 199V201L231 200ZM237 199V198H236ZM196 200V199H194ZM198 200V199H197ZM204 202L203 199H200ZM199 200V201H200ZM218 200V199H217ZM232 202H231V201ZM247 200V198H246ZM256 200V199H255ZM262 200H264V197H262ZM261 200V201H262ZM157 201V202H158ZM168 201V200H167ZM216 201V200H215ZM253 201V200H252ZM260 201V200H259ZM159 202V203H160ZM169 202V201H168ZM166 202L167 204H170V202L168 203ZM185 202V203H184ZM190 202V203H191ZM209 202V201H208ZM264 202V201H262ZM178 203V205H179ZM188 203V205L190 204ZM196 203V202H195ZM210 203V202H209ZM213 203V201H212ZM211 203V204H212ZM161 204V203H160ZM192 204V203H191ZM199 204V202H198ZM212 207V208H217V206L219 207V205H217ZM159 205V204H158ZM158 205L155 207V208H152L149 215H151L153 212V214L155 213V210L157 208H159V210H162L165 209L164 206L163 207H158ZM163 205L167 206L164 202H163ZM179 205V207H180ZM208 205V204H207ZM214 205V204H213ZM212 205V206H213ZM229 205V204H228ZM155 206V205H153ZM152 206V207H153ZM186 206V207H185ZM190 206V205H189ZM199 206V205H198ZM200 206H202V204H200ZM205 208H206V205H204ZM226 206V205H225ZM179 207H176V208H179ZM182 207V206H181ZM195 207V204L193 203V206L191 208ZM209 207H211L209 205ZM146 210V212L144 213H147L145 214V216H141L143 217L142 219H140V211L138 213L139 210H142L144 209ZM162 208V209H160ZM170 208V207H168ZM172 208V206H171ZM170 208V209H171ZM195 208H199V207H195ZM203 208V207H202ZM202 208L200 207L198 210H202ZM204 208V209H205ZM250 208V207H249ZM248 207L247 209L250 210ZM169 209V210H170ZM189 209V208H187ZM194 209V208H193ZM193 209L191 210L193 212ZM225 209V208H224ZM246 209V210H247ZM254 209V208H253ZM251 209V211L253 210ZM256 210H259L257 208H255ZM143 210V211H145ZM158 210V209H157ZM156 210V211H157ZM167 210V211H169ZM176 210V209H175ZM174 210V211H175ZM180 210V209H179ZM177 210V212L179 211ZM222 212H225L223 211V209H221ZM261 210V209H260ZM259 210V212H260ZM264 210V209H262ZM261 210V212H262ZM32 211V212H30ZM166 211V210H165ZM166 211V212H167ZM184 211V210H183ZM189 211V210H188ZM197 211V209H196ZM203 211V210H202ZM229 210H227L228 212ZM119 212L122 213L124 212L125 214L121 216H118L119 215ZM164 212V213H166ZM176 212V213H177ZM201 212V211H200ZM248 213V211H245V213ZM250 212V211H249ZM260 212V213H261ZM82 213V215L80 214ZM157 213V212H156ZM173 212V209L170 210L169 212H167L166 214H163L162 213V216L160 215V217L158 216L157 218V222H160V221H166V219L168 218H171L172 217L170 215H172ZM179 213V212H178ZM194 213H196L194 211ZM221 214L219 212H216L215 214ZM230 213V211L228 212ZM264 213V212H262ZM80 214V215H79ZM85 214V215H84ZM110 214V215H109ZM118 214V215H117ZM142 214V213H141ZM152 214V215H153ZM161 214V213H160ZM183 214V213H181ZM180 214V215H181ZM197 214V213H196ZM199 214V212H198ZM205 214V213H204ZM231 214V213H230ZM251 212L248 214V216H250ZM63 215V216H62ZM156 215H159L158 213ZM177 215V219L180 217H183V215ZM190 215V214H189ZM222 215V214H221ZM220 215V216H221ZM225 217H229V216H226L227 213L225 212ZM222 215V217H223ZM229 215V214H228ZM251 215H256V214H251ZM258 215V214H257ZM261 215V214H260ZM129 216L127 220H129ZM176 217V215L174 214L173 217ZM179 216V217H178ZM196 216V215H195ZM198 216V215H197ZM202 216H203V212H202ZM153 217H156L155 215ZM174 217V218H175ZM201 217V215H200ZM218 217V216H217ZM223 217V218H225ZM119 218V220H117ZM173 218V219H174ZM219 218V217H218ZM122 219V218H121ZM126 220V218H124ZM146 219V220H145ZM172 219V220H173ZM176 219V218H175ZM52 220V222H50ZM123 220V219H122ZM160 220V221H158ZM95 221H98L97 223H95ZM162 221V222H163ZM127 222V221H126ZM156 222V223H157ZM160 222V223H162ZM213 222V221H212ZM128 223V222H127ZM135 223L133 225H135ZM140 223V221H139ZM141 223H144V222H141ZM116 224V225H115ZM122 224V223H121ZM151 224V223H150ZM158 224V223H157ZM264 224V223H262ZM261 226H264L262 225ZM115 225V228L114 227H111ZM127 225V224H125ZM44 226H46L44 228ZM212 226V224H211ZM210 226V228H211ZM43 227V228H42ZM213 227H215L213 225ZM212 227V228H213ZM217 227V226H216ZM42 228V229H41ZM128 228V229H129ZM137 228V227H136ZM171 228V227H170ZM208 229L206 228V232L210 234V237L211 239L209 238L208 240V245H223L227 242H230L231 240L233 241L234 236L236 235H233V234H227V233H224L225 231L223 232H220L222 230H218L217 228H213V229ZM41 229V230H39ZM124 232L125 230L123 228H121ZM138 229H139V226H138ZM143 229V228H142ZM168 229V228H167ZM186 229V228H185ZM260 229L262 230V228L260 227ZM134 231L135 228L133 229ZM173 230V228H172ZM172 230H169V232L167 233L168 236H170V245L172 246H182L184 247V250L186 249L190 254H192L193 256H197L198 254L201 253L199 247H198V244H197V241L196 239L193 240L191 238L192 235H189L187 234V231L186 232H179V233H175L173 232ZM208 230V231H207ZM224 230V229H223ZM232 230V229H231ZM167 232V231H166ZM67 233V232H66ZM69 233V232H68ZM190 233V232H188ZM201 233V232H200ZM203 233V232H202ZM201 233V234H202ZM78 234V233H77ZM80 234V233H79ZM133 234V233H132ZM166 234V235H167ZM67 235V234H66ZM58 238V237H57ZM56 240V239H55ZM104 240V241H106ZM66 241V240H65ZM78 241V242H80ZM124 241V240H123ZM56 242H58V239L56 240ZM77 242V243H78ZM85 242V241H84ZM89 242V240H88ZM87 242V243H88ZM100 242V240H99ZM103 242V241H102ZM102 242H100L102 244ZM110 242H106V243H110ZM246 242H249L248 240H246ZM77 243H75L77 245ZM80 243H83V242H80ZM86 243V244H87ZM105 243V244H106ZM56 244V243H55ZM54 244V246L56 247V245ZM58 244V243H57ZM70 244V243H69ZM85 244V243H84ZM81 245V246H84ZM85 244V245H86ZM93 244V243H91ZM100 244V245H101ZM112 244V243H110ZM109 244V249H106L109 251L111 250L112 252V246ZM50 245V244H49ZM59 245V244H58ZM90 245V244H89ZM87 245V246H89ZM96 245V244H95ZM94 245V247H95ZM99 245V244H98ZM97 245V246H98ZM113 245V244H112ZM46 246V245H45ZM44 246V247H45ZM53 245H51V248H52ZM79 246V244L77 245ZM79 246V247H81ZM93 246V245H92ZM96 246V247H97ZM104 246V245H103ZM103 246H101V248H103ZM106 246V245H105ZM111 246V247H110ZM116 245H113L114 248L118 247V245L115 247ZM53 248L54 250L57 249L60 247H56V248ZM66 247V246H63V248ZM77 247V248H79ZM86 247V246H84ZM91 247V246H89ZM89 247L87 249H89ZM82 248V247H81ZM98 248H100L98 246ZM83 249V248H82ZM91 249V248H90ZM45 250V249H44ZM56 252H59L57 251ZM66 250V249H65ZM86 250V249H85ZM84 250V251H85ZM38 251V250H37ZM43 251V250H42ZM51 252V250H49ZM64 251V250H63ZM80 251V250H79ZM83 251V250H82ZM83 251V252H84ZM4 252V251H3ZM107 252V251H106ZM111 252H109V254H111ZM186 252V251H185ZM53 253V252H51ZM60 253V252H59ZM1 254V253H0ZM40 254V252H39ZM43 254V253H42ZM108 254V255H109ZM41 255V254H40ZM51 256V254H49ZM54 255V254H52ZM56 255V253H55ZM44 256H46V253L44 254ZM49 258H53V257H50ZM57 256V255H56ZM69 256V255H68ZM100 256V255H99ZM2 257V255L0 256ZM40 257V256H39ZM101 257V256H100ZM103 257V256H102ZM42 258V257H41ZM40 258V259H41ZM45 258V257H44ZM44 258H42L43 260L40 261V262H44ZM48 258V263H50L51 261H54V260H49ZM59 258V256L57 257ZM71 258H73L71 256ZM70 258V259H71ZM99 258L97 257L96 255V259ZM54 259H55V256H54ZM60 259V258H59ZM74 259V258H73ZM71 259V260H73ZM94 259V258H93ZM27 260V259H26ZM56 260V259H55ZM70 260V261H71ZM101 260V258H100ZM23 261V260H22ZM36 261V260H35ZM39 261V260H38ZM60 261V260H58ZM69 261V259H68ZM94 261V260H93ZM39 262V264H40ZM47 262V261H46ZM74 262V260H73ZM34 263V262H33ZM52 263V262H51ZM50 263V264H51ZM55 263V262H54ZM63 263V262H62ZM67 264V261L64 262V264ZM71 264V262H69ZM68 263V264H69ZM76 263V262H75ZM0 264H17L16 263H11V262H8V261H4L0 258ZM20 264V263H18ZM26 264V263H25ZM29 264V263H28ZM38 264V263H36ZM47 264V263H45ZM58 264V262L56 263ZM73 264V263H72ZM78 264V263H77ZM90 264V263H89ZM93 264V263H92ZM100 264V263H99Z\"/></svg>","mask_w":264,"mask_h":264}]
</instances>
